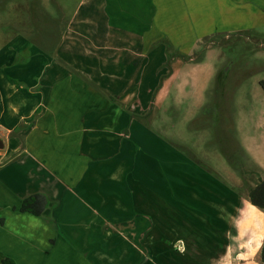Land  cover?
<instances>
[{"label": "crops", "instance_id": "0c3cea01", "mask_svg": "<svg viewBox=\"0 0 264 264\" xmlns=\"http://www.w3.org/2000/svg\"><path fill=\"white\" fill-rule=\"evenodd\" d=\"M180 1L83 0L51 54L21 36L15 50H0V264H93L85 254L95 257L101 230L139 228L147 211L129 177L148 133L134 119L147 111L149 39L165 35L159 23L187 21L195 38L264 28V0H187V12L177 11ZM17 54L27 59L12 64ZM35 195L45 204L39 216L21 210ZM244 200L231 205L221 264H244L237 253L264 235V217Z\"/></svg>", "mask_w": 264, "mask_h": 264}, {"label": "rangeland", "instance_id": "374dc122", "mask_svg": "<svg viewBox=\"0 0 264 264\" xmlns=\"http://www.w3.org/2000/svg\"><path fill=\"white\" fill-rule=\"evenodd\" d=\"M82 1L0 0V50H15L21 36L51 54ZM186 1L177 11L187 12ZM159 25L165 35L149 39L147 111L134 119L148 138L136 143L129 177L147 212L137 215L135 231L101 230L95 257L85 254L93 264H168V249L190 264L188 244H209V232L218 248L198 264H221L231 205L264 181L255 164L264 148V28L195 38L187 37V21ZM25 59L17 54L12 64Z\"/></svg>", "mask_w": 264, "mask_h": 264}, {"label": "trees", "instance_id": "16d2710c", "mask_svg": "<svg viewBox=\"0 0 264 264\" xmlns=\"http://www.w3.org/2000/svg\"><path fill=\"white\" fill-rule=\"evenodd\" d=\"M226 190H227V192H229V194H227L226 197L230 198L231 197L230 191L232 192V190H229V188H227ZM223 191L224 190L221 189L222 193H223ZM247 199L249 201H251L252 203H254L255 205H257L261 210L264 211V181H261L256 187H254L250 190ZM44 206H45V204H44V201L42 200L41 196L35 195V196L27 198L23 201L21 210L23 212H30L34 215L39 216L42 214V210L44 209ZM209 234L212 236V240L207 245L203 244L201 242L197 243V241L193 244H188V247L185 250L184 256L186 258L189 257L190 259H192L193 256L195 257V260H192V261L190 260V262H189L190 264H198L200 262L198 260V258L200 257L199 255H206L210 249L217 250V248H218L217 242L218 241L216 242L215 235H213L211 232H209ZM216 244H217V246H216ZM227 244H225L226 247H227ZM225 250H226V248H225ZM167 252H169L167 254L170 255V257L172 256L171 259L170 258L168 259V264H188V262L185 261L186 259L180 260V263H177L178 261L175 257V254H173V251L171 249H168ZM186 255H188V257ZM260 261L262 264H264V247H262V250L260 252Z\"/></svg>", "mask_w": 264, "mask_h": 264}, {"label": "clouds", "instance_id": "9594fccd", "mask_svg": "<svg viewBox=\"0 0 264 264\" xmlns=\"http://www.w3.org/2000/svg\"><path fill=\"white\" fill-rule=\"evenodd\" d=\"M246 208L252 209L254 212L258 213L261 217H264V211H262L257 205L251 201L244 200L242 201ZM240 211H243L241 209ZM249 251L247 253L238 252L235 256L236 261H243L244 264H256V260L253 259L260 251L261 247H264V235L259 237H254L253 239L248 240L247 242ZM254 245V247H253Z\"/></svg>", "mask_w": 264, "mask_h": 264}, {"label": "water", "instance_id": "95a60500", "mask_svg": "<svg viewBox=\"0 0 264 264\" xmlns=\"http://www.w3.org/2000/svg\"><path fill=\"white\" fill-rule=\"evenodd\" d=\"M7 147V141L4 136L0 134V151H4Z\"/></svg>", "mask_w": 264, "mask_h": 264}]
</instances>
